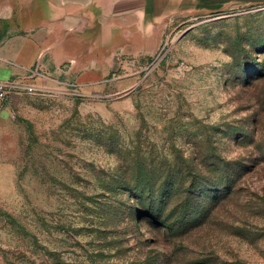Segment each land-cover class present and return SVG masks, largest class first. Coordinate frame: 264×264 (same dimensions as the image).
Wrapping results in <instances>:
<instances>
[{"label":"rangeland","instance_id":"obj_1","mask_svg":"<svg viewBox=\"0 0 264 264\" xmlns=\"http://www.w3.org/2000/svg\"><path fill=\"white\" fill-rule=\"evenodd\" d=\"M199 3L6 103L0 264H264V4ZM172 168L199 177L186 234L156 220Z\"/></svg>","mask_w":264,"mask_h":264},{"label":"crops","instance_id":"obj_2","mask_svg":"<svg viewBox=\"0 0 264 264\" xmlns=\"http://www.w3.org/2000/svg\"><path fill=\"white\" fill-rule=\"evenodd\" d=\"M114 3L0 0V82L18 86L0 109V128L3 109L15 94L71 80L81 85L87 67L100 68L130 42L148 43V31L162 13L158 0H140L124 14L115 13Z\"/></svg>","mask_w":264,"mask_h":264},{"label":"trees","instance_id":"obj_3","mask_svg":"<svg viewBox=\"0 0 264 264\" xmlns=\"http://www.w3.org/2000/svg\"><path fill=\"white\" fill-rule=\"evenodd\" d=\"M188 172L186 173L184 168H172L164 171L169 174L170 179L160 188V192H164L166 195L160 201L161 213L156 217V220L160 223L166 222L172 233L181 229L183 234H186L196 227L200 220L199 216L192 217L190 215L196 209V186L199 183V177H191ZM227 176V180L232 181L231 175ZM145 184L146 187H152L150 182ZM168 210H170V214L166 216ZM209 215L210 212H206L201 219L208 218Z\"/></svg>","mask_w":264,"mask_h":264},{"label":"water","instance_id":"obj_4","mask_svg":"<svg viewBox=\"0 0 264 264\" xmlns=\"http://www.w3.org/2000/svg\"><path fill=\"white\" fill-rule=\"evenodd\" d=\"M140 0H115V13L117 14H124L128 13L131 11H134L137 8V5ZM182 2L179 3L176 0H165L163 5H161L163 8L162 12L170 9L169 12H167L165 15H161L160 18L165 17L167 14L172 13V12H181L178 9L182 7L186 3V0H181ZM194 2H200V5H197L195 7H201V6H206V7H217V6H222L225 4H231V3H241V4H264V0H192ZM166 3V4H165ZM160 7V6H159ZM171 8H174L172 10ZM159 18V19H160Z\"/></svg>","mask_w":264,"mask_h":264},{"label":"built area","instance_id":"obj_5","mask_svg":"<svg viewBox=\"0 0 264 264\" xmlns=\"http://www.w3.org/2000/svg\"><path fill=\"white\" fill-rule=\"evenodd\" d=\"M17 88L18 86L13 82H0V109Z\"/></svg>","mask_w":264,"mask_h":264}]
</instances>
